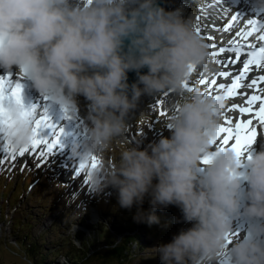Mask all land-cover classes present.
Segmentation results:
<instances>
[{
    "label": "clouds",
    "instance_id": "9594fccd",
    "mask_svg": "<svg viewBox=\"0 0 264 264\" xmlns=\"http://www.w3.org/2000/svg\"><path fill=\"white\" fill-rule=\"evenodd\" d=\"M250 7L264 10V0H250ZM190 66L208 71L206 43L182 9L166 11L157 0H0V70L15 69L73 116L77 98L87 102L86 135L72 154L80 161L100 159L90 176L94 192L115 190L120 209L136 208L137 223L159 224L156 210L176 206L191 224L154 247L159 264H217L225 258L264 264V223L241 239L231 236L237 215L264 220V145L241 157L212 146L225 101L199 87L187 91ZM129 71L137 77L131 84ZM166 91L178 97L164 123L170 135L143 149L140 139L124 141L126 117L140 97ZM10 112L9 139L19 149L30 143L32 129L15 108ZM118 140L124 144L118 156L106 158ZM241 177L248 202L242 213ZM145 198L148 210L142 208Z\"/></svg>",
    "mask_w": 264,
    "mask_h": 264
},
{
    "label": "rangeland",
    "instance_id": "374dc122",
    "mask_svg": "<svg viewBox=\"0 0 264 264\" xmlns=\"http://www.w3.org/2000/svg\"><path fill=\"white\" fill-rule=\"evenodd\" d=\"M188 1L191 8H185L183 13L192 18L195 29L197 15L205 17L200 22L203 25L212 14L207 8L212 0ZM238 1L241 6L238 12L242 13L240 9L247 10L250 0H237V3ZM227 38L234 39L233 31ZM228 40L222 43H228ZM218 42L221 43V40ZM209 60L210 66L207 72L200 70L192 74L193 78L191 77L189 84L193 88L199 87L208 91L205 86L198 83V80L200 76L212 78V72L209 70L218 65L211 55ZM13 72L18 74L15 69ZM213 93L215 90H212ZM77 99L78 109L73 122L81 143L86 135L84 117L88 108L83 96ZM177 99L178 97L171 92L167 96L162 94L156 98L148 96L139 104L136 111H131L129 118L126 117L129 127L123 140L133 142L140 139L139 147L143 149L161 136H169L170 130L164 127V123L170 114L169 104L176 103ZM157 100H163L161 107L167 113L164 117L158 114L161 108L156 106ZM63 128V136L67 138L66 143L61 140L63 147H58L59 150L56 149L45 161L42 162L38 154H27L15 161L6 160L0 165V264H33L26 254L30 239H35L38 244L33 247L36 252L40 247L44 252L58 253L55 259L59 264H68V262L69 264H159L154 247L159 243L170 242L173 235L181 229L186 230L191 227V224L183 222L182 214L176 206L156 210L155 214L160 219L159 224L137 223L133 220L136 208L133 207L131 211L120 209L117 206L115 190L108 188L96 194L90 181L85 183L90 169H85L79 176L75 175L80 159L70 153L73 145L80 143H77L76 135L70 138V130L66 126ZM123 146L120 140L114 142L106 158L118 156ZM142 208L149 209L147 198ZM123 217H129L133 224L129 228L130 235L138 234V237L129 239L124 245L126 252L118 259H111L101 253L103 249L109 248L108 244L111 241L117 243L122 241L121 235H118L113 227L121 225L125 228V224L122 223L125 220ZM176 220L180 222L177 223ZM108 224L111 226L112 234L110 242L108 241L110 234L103 227H108ZM242 234L243 232L236 238L240 239L239 236ZM99 241H107V245L102 243L96 245ZM87 251H89L88 257L81 259ZM51 253L47 260L52 258ZM71 260L75 262L70 263ZM217 264H223L222 260Z\"/></svg>",
    "mask_w": 264,
    "mask_h": 264
},
{
    "label": "snow or ice",
    "instance_id": "6c2138e0",
    "mask_svg": "<svg viewBox=\"0 0 264 264\" xmlns=\"http://www.w3.org/2000/svg\"><path fill=\"white\" fill-rule=\"evenodd\" d=\"M225 5V0H212L207 8L218 9V20L201 26L200 22L205 17L197 15L195 31L202 40L208 41L206 46L212 50L209 55L222 69L213 73V77L227 78L230 83H221L216 78L204 77H201L198 83L205 86L208 89L207 94L214 99H223L226 102L237 96L243 98V104L231 102L230 107L224 104V111L221 112L223 121L211 140L214 148L220 150L230 148L237 157H241L254 142L257 128L264 130V10H252L251 15L245 16L239 13L232 14V8ZM225 17H228L227 22L220 27L218 21ZM238 24L241 26L234 32L235 38L238 39H230L229 48L218 47L213 35L203 34L210 27L214 31L232 32ZM234 65L237 66L236 69L228 71ZM195 71L196 69L190 66V75ZM23 77L24 75L20 74L19 79H16L12 72L0 75V165L6 160L15 161L18 157H25L27 154H38L43 162L58 147H63L61 137L64 128L53 121L47 108L37 110L35 106L25 105L22 96L23 86L19 82ZM184 87L187 91L194 90L189 81L184 82ZM212 90L218 94H212ZM164 95H169V92L166 91ZM43 98L45 101L50 99L47 96ZM162 104L163 100L156 101V106L161 108L158 114L164 117L167 113L162 109ZM12 108H15L16 115L32 129L30 143L19 149L12 147L9 139V129L13 122L10 112ZM61 112L63 119L72 120L74 117L66 107H61ZM230 112H235L237 116L229 117L227 113ZM213 154L210 153L208 157L203 158L201 164L209 163ZM99 165V158L93 155L88 161H80L75 175L79 176L85 169H90L85 180V183H88L91 171ZM237 235L231 233V236ZM231 242L229 239L227 244L230 245Z\"/></svg>",
    "mask_w": 264,
    "mask_h": 264
},
{
    "label": "bare ground",
    "instance_id": "6f19581e",
    "mask_svg": "<svg viewBox=\"0 0 264 264\" xmlns=\"http://www.w3.org/2000/svg\"><path fill=\"white\" fill-rule=\"evenodd\" d=\"M164 1V7H165V10L166 11H173L177 8H180L182 9V13L184 12L185 8L189 9L191 7L190 6V2L188 0H163ZM231 1L233 0H225V3L226 5L225 6H228L227 3H231ZM234 1H237V0H234ZM76 2H80V0H77ZM212 3V2H211ZM211 3H208V4H211ZM234 3V2H233ZM238 6L239 8H241L240 6V1H238ZM184 5V6H183ZM187 6V7H186ZM229 7V6H228ZM186 9V10H187ZM217 11L216 12H213V14H211L209 17L213 19V21H217L218 20V9H216ZM203 14H206L203 12ZM184 17L187 18L188 16L185 15L183 13ZM220 21V20H219ZM218 21L219 23V26L221 25V23ZM204 25V24H203ZM201 25V26H203ZM203 31V29H202ZM204 35H213L212 32L207 29L206 31L203 32ZM226 35H228V33H226ZM214 42L217 44V46H223L225 48H229L231 47L230 45L229 46H226L225 44H220V42L214 40ZM208 43V42H206ZM222 43V41H221ZM236 65L232 66L231 68L228 69V71H234L236 69ZM199 72V70H196V72ZM209 72H212L211 74L213 75V73H216V71L213 70V68L211 67V69L209 70ZM20 74H15V77L19 78ZM202 76H200L199 78H201ZM23 78H27L26 76H24ZM230 83V81H229ZM214 95L215 94H218V93H213ZM35 100L39 99L40 102H39V108L38 110H41L46 101L43 100V96H41L40 94H38L37 92H35ZM172 96V95H171ZM148 95H142L139 99V101L137 102V106L135 109L131 110V111H136L137 108L139 107V104L144 102L145 99H147ZM173 97V96H172ZM170 97L172 100L173 98ZM238 97V96H237ZM235 98H230V101H226L225 102V106L226 107H230L231 106V102H235ZM43 100V101H42ZM48 101V100H47ZM51 101V100H50ZM52 102V101H51ZM242 102L244 103V100H242ZM237 104V103H236ZM131 111L129 112L127 118H129L131 116ZM224 110L222 109V112ZM227 115L229 117H236L237 114L234 112L233 115H230V113H227ZM63 117V113L61 112V107L58 105L57 108H56V112L54 113V116L52 117L53 121L58 123V124H62V126H66L68 130H70V138L72 139V136L75 137V135L77 134V128L74 127V118L72 120H64L62 119ZM239 118H242V117H239ZM77 136V135H76ZM79 136L76 137V140ZM66 139L64 136L61 137V140L65 141L66 143ZM77 143H80V139L78 138V142ZM262 145H264V130L260 129L259 127L257 128V136L254 140V142L248 146L247 148V152L244 153V154H247L248 152H252L253 150H260V148L262 147ZM58 149V148H57ZM59 150V149H58ZM64 153H66V151H64ZM67 154H69L67 152ZM70 155H72V153H70ZM20 158V157H18ZM241 171H246V169L242 166ZM240 197H239V209H240V212L242 213V210L243 208L246 206V204L248 203L246 198H245V193L247 192V182L241 177V180H240ZM264 223V220H254V219H250V218H247L245 216H243L242 214L241 215H237L235 216L233 219H232V229H233V233H236L239 235L243 232L242 236L240 235V239L243 238L244 236L248 235L250 233V229L255 226V225H258V224H262ZM223 264H226V263H229V261L227 259H224L222 260Z\"/></svg>",
    "mask_w": 264,
    "mask_h": 264
},
{
    "label": "trees",
    "instance_id": "16d2710c",
    "mask_svg": "<svg viewBox=\"0 0 264 264\" xmlns=\"http://www.w3.org/2000/svg\"><path fill=\"white\" fill-rule=\"evenodd\" d=\"M123 218L125 220H123L122 223L125 224V226H126L125 228H123V226H121V225H118L116 227H113V229L116 230L115 232H118V235H121V240L122 241L120 243L119 242L117 243V242H112L111 241V237H112V234L110 232L111 226L109 224H108V227L103 226L104 229L107 232H109V234H110V240H108V241L109 242L111 241V243L108 244V247L109 248L103 249V252L102 253L100 252V253L103 254V255L105 254L106 256H108V258L118 259L121 254H123V253L126 252V249L124 248V245L129 241V239L138 237V234H136V235L134 234L132 236L130 235L129 228L132 227V225H133L130 222V218L129 217H123ZM82 232H84V231H82ZM128 232H129V234H126ZM139 235H140V233H139ZM29 241H31V242H29V246L26 247V254L28 255V258L32 261L33 264H59L58 261H56V259H55V257L58 255V253H56V252L51 253L52 251L51 252L50 251L44 252L42 250V248H40V247H39V250L36 252L33 249V247L35 245H38L37 242L35 241V239L34 240L33 239L32 240L30 239ZM42 241H44V240H42ZM138 241H140V240H138ZM100 243L107 245V241H99V242H97L96 245H98ZM49 253H51L50 255H51L52 258L50 260H47L48 259V256H49ZM88 253H89V251H87V253H84V257L83 258L81 257V259H84L85 257H88ZM75 260H71L70 263H74ZM68 264H69V262H68Z\"/></svg>",
    "mask_w": 264,
    "mask_h": 264
},
{
    "label": "water",
    "instance_id": "95a60500",
    "mask_svg": "<svg viewBox=\"0 0 264 264\" xmlns=\"http://www.w3.org/2000/svg\"><path fill=\"white\" fill-rule=\"evenodd\" d=\"M157 3H158L161 7H163V8L165 9V7H164V1H163V0H157ZM125 43H127V41H126ZM146 72H147V68L141 69V73H146ZM127 76H128V83H129V84L135 82L136 79H137V77H136V73H135L134 71H129V72L127 73Z\"/></svg>",
    "mask_w": 264,
    "mask_h": 264
}]
</instances>
